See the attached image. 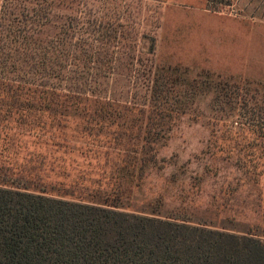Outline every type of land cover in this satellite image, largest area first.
I'll return each mask as SVG.
<instances>
[{"label": "trees", "instance_id": "1", "mask_svg": "<svg viewBox=\"0 0 264 264\" xmlns=\"http://www.w3.org/2000/svg\"><path fill=\"white\" fill-rule=\"evenodd\" d=\"M40 2L0 0V264H264L255 234L164 214L162 191L188 187L178 175L148 199L152 177L177 169L159 151L214 76L138 60L144 82L116 100L122 26H73L61 52L52 15L36 25Z\"/></svg>", "mask_w": 264, "mask_h": 264}, {"label": "rangeland", "instance_id": "2", "mask_svg": "<svg viewBox=\"0 0 264 264\" xmlns=\"http://www.w3.org/2000/svg\"><path fill=\"white\" fill-rule=\"evenodd\" d=\"M44 2L34 14L36 25L52 15L48 35H59L54 47L61 52L71 47L73 26L85 33L122 26L123 53L109 87L116 100L130 99L136 82H144L138 60L188 70L191 78L214 76L210 99L180 121L159 151L158 158L177 169L152 177L148 199L156 203L163 178L176 174L188 187L160 189L164 214L250 232L264 241V0ZM152 48L154 57L148 56ZM228 128L242 135L234 138ZM141 198L135 204L143 207L148 203Z\"/></svg>", "mask_w": 264, "mask_h": 264}]
</instances>
